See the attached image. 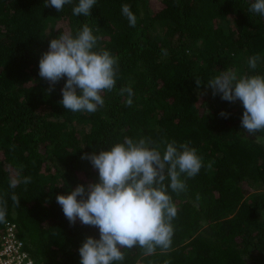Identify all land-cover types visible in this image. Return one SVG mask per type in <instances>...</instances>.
<instances>
[{
	"label": "trees",
	"instance_id": "16d2710c",
	"mask_svg": "<svg viewBox=\"0 0 264 264\" xmlns=\"http://www.w3.org/2000/svg\"><path fill=\"white\" fill-rule=\"evenodd\" d=\"M45 2L0 0V198L36 264H80L84 239L99 238L95 227L70 225L56 196L96 182L98 170L81 156L124 136L188 141L204 160L186 191L171 193L178 209L171 249L143 264H264V141L241 128L240 101L213 96L206 84L229 68L254 74L247 60L257 54L255 73L264 74V17L248 11L250 0H97L90 17ZM124 3L135 27L121 14ZM84 23L98 48L119 57L116 90L105 91L104 106L91 114L66 110L65 80L47 93L38 67L51 39ZM128 84L131 106L117 91ZM25 176L30 183L9 187ZM138 259L135 248L123 264Z\"/></svg>",
	"mask_w": 264,
	"mask_h": 264
},
{
	"label": "clouds",
	"instance_id": "9594fccd",
	"mask_svg": "<svg viewBox=\"0 0 264 264\" xmlns=\"http://www.w3.org/2000/svg\"><path fill=\"white\" fill-rule=\"evenodd\" d=\"M97 0H46L45 7H54L61 12L65 5H73L74 16H91ZM248 11L264 17V0H250ZM121 14L130 27H135L137 17L131 5H121ZM99 37L84 23L73 34L60 33L49 42L48 50L39 59V76L49 84L47 93L65 80L61 88L59 103L73 113H95L105 104L103 93L116 90L119 72V57L109 50L98 48ZM260 55L248 58V68L254 74L229 68L206 81L212 95H220L228 102L240 101L243 115L240 126L248 135H255L259 143L264 137V74L255 73ZM204 81L196 77L199 87ZM118 95L126 96V104H133V88L121 86ZM221 111L220 116L228 118ZM244 138L248 136L239 134ZM81 159L90 161L98 170V180L87 186L78 184L67 194H58L56 202L70 225L77 220L86 226L98 229L99 238L87 236L78 249L80 264H123L126 251L141 250L144 257L167 253L174 236L172 221L178 209L171 193L179 195L187 189L186 179L197 176L204 160L191 143L151 137L133 139L124 136L122 142L113 143L107 150L84 153ZM212 163L207 164L211 168ZM184 177V178H182ZM28 184L30 176L11 178L9 187L15 189L19 183ZM11 200L19 206V197L13 192ZM7 201L0 198V222H5ZM165 264H170L165 261Z\"/></svg>",
	"mask_w": 264,
	"mask_h": 264
},
{
	"label": "built area",
	"instance_id": "2783aa9c",
	"mask_svg": "<svg viewBox=\"0 0 264 264\" xmlns=\"http://www.w3.org/2000/svg\"><path fill=\"white\" fill-rule=\"evenodd\" d=\"M0 264H36L13 220L0 224Z\"/></svg>",
	"mask_w": 264,
	"mask_h": 264
},
{
	"label": "crops",
	"instance_id": "0c3cea01",
	"mask_svg": "<svg viewBox=\"0 0 264 264\" xmlns=\"http://www.w3.org/2000/svg\"><path fill=\"white\" fill-rule=\"evenodd\" d=\"M19 233V232H18Z\"/></svg>",
	"mask_w": 264,
	"mask_h": 264
}]
</instances>
